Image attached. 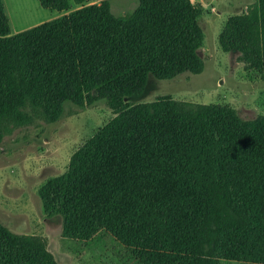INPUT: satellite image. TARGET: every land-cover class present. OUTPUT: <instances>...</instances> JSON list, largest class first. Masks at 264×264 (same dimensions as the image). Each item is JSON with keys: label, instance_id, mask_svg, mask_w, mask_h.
<instances>
[{"label": "trees", "instance_id": "trees-1", "mask_svg": "<svg viewBox=\"0 0 264 264\" xmlns=\"http://www.w3.org/2000/svg\"><path fill=\"white\" fill-rule=\"evenodd\" d=\"M61 9L66 0H38ZM199 0H177L165 41L77 55L69 16L10 31L0 0V135L33 114L103 99L112 111L37 187L74 246L105 245L128 264H264V112L167 94L132 101L148 73L197 71ZM222 49L264 75V0L229 14ZM0 264H57L42 236L0 223Z\"/></svg>", "mask_w": 264, "mask_h": 264}, {"label": "rangeland", "instance_id": "rangeland-1", "mask_svg": "<svg viewBox=\"0 0 264 264\" xmlns=\"http://www.w3.org/2000/svg\"><path fill=\"white\" fill-rule=\"evenodd\" d=\"M202 37L196 48L197 71L168 78L148 73L132 101L167 94L173 98L226 103L242 118L264 112V75L248 66L236 49H222L218 32L231 13L245 11L252 0H199ZM10 31L66 13L77 55L161 43L169 36L177 0H66L61 9L38 0H1ZM112 111L103 99L76 107L64 105L56 119L35 114L10 124L0 135V223L14 232L43 237L57 264H128L105 245L70 244L60 234V217L46 214L37 194L44 180L63 171L70 152ZM130 264V263H129ZM225 264H246L227 262Z\"/></svg>", "mask_w": 264, "mask_h": 264}]
</instances>
